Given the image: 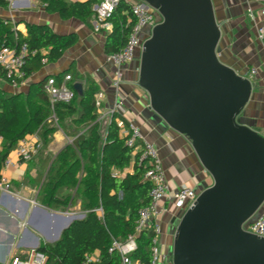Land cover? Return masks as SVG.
Listing matches in <instances>:
<instances>
[{"label": "water", "instance_id": "obj_1", "mask_svg": "<svg viewBox=\"0 0 264 264\" xmlns=\"http://www.w3.org/2000/svg\"><path fill=\"white\" fill-rule=\"evenodd\" d=\"M144 1L161 21L144 42L139 85L213 179L178 224L172 263L264 264V237L244 228L264 203V135L243 121L253 82L220 57L213 0Z\"/></svg>", "mask_w": 264, "mask_h": 264}, {"label": "crops", "instance_id": "obj_2", "mask_svg": "<svg viewBox=\"0 0 264 264\" xmlns=\"http://www.w3.org/2000/svg\"><path fill=\"white\" fill-rule=\"evenodd\" d=\"M213 2L222 30L220 57L241 73L252 67L258 69L255 75L257 77L251 79L254 86L253 95L246 110L247 117L255 121V129L264 135V39L259 36V28L264 23V0ZM47 4L46 0H17L11 6H0V15L11 19L24 36L28 34V24L46 25L57 34L75 35L76 43L56 62L35 68L19 88L15 89L0 80V89H15L17 93L26 91L27 94L33 83L40 82L50 75H57L54 77L61 83L66 74H71L73 79L68 82L70 87L76 82L85 87L88 81H95L99 84V91L104 93L102 108H97L98 120L101 124L106 120L110 122L111 116L107 113L116 102V91L112 86L115 67L107 60L108 54L105 50L107 34L110 31H96L95 14L87 21L76 17L63 19L59 13L48 10ZM148 35L149 30L146 29L142 36L146 38ZM28 66L34 68L36 63L30 60ZM139 72L140 56H137L132 63L124 67L122 92L126 111L122 117L127 124L131 121L138 124L144 137L155 143L167 171L170 190L165 204L170 207V211L163 218L161 236L166 251L169 241H174L176 233L171 232L173 217L177 213L170 199L173 191L183 183L197 188L204 180L207 181L208 187L213 184V179L203 168L189 139L167 126L151 110L149 95L139 85ZM64 123L70 130V119ZM74 139L75 136L69 135L65 127L59 126L53 134V139L49 144L43 145L42 151L31 161L18 162L14 148L8 154L13 163L7 169L0 170V176L4 172L11 180L9 191H0V264L9 263L17 257L25 259L29 251L39 248L41 244L56 242L75 217H85L87 211L83 207L82 198L77 197L66 207H56L42 195L43 186L48 180L57 154ZM3 151L4 139L0 137V155ZM136 159L137 156L133 153L131 164L123 175L133 172ZM70 193L73 196L75 190L62 186L58 194Z\"/></svg>", "mask_w": 264, "mask_h": 264}, {"label": "trees", "instance_id": "obj_3", "mask_svg": "<svg viewBox=\"0 0 264 264\" xmlns=\"http://www.w3.org/2000/svg\"><path fill=\"white\" fill-rule=\"evenodd\" d=\"M46 1L47 9L59 13L63 19L76 17L87 21L95 14L93 6L97 0ZM8 5L7 0H0L1 7ZM109 21L112 28L107 34L105 50L112 54L124 47L133 27L131 2L120 0ZM27 26L28 34L24 36L11 19L0 15V49L4 46L17 48L26 40L32 47L47 50L44 56L29 59L28 63L32 60L36 66L29 68L27 65L28 76L35 68L56 62L77 40L73 34H57L46 25ZM42 57L47 61L43 62ZM53 76L57 75L33 83L25 95L7 94L0 89V137L4 139L0 170L10 151L28 133L39 130L43 145H47L58 127H65L75 139L57 154L42 195L56 207H66L80 197L87 212L84 218L74 220L56 242L41 244L38 250L46 254L45 264H82L85 254L92 251L100 254L97 264H121L120 252L109 249L114 239L126 240L135 233L140 209L150 202L151 184L144 179L145 167L136 159L133 172L123 175L133 159V149L119 135L117 119L123 118L119 113L112 115L106 134H102L95 97L99 92L97 82L88 81L82 93L76 91L71 102L58 101L53 109L45 89L47 80ZM53 112L59 126L47 123ZM67 119L71 121L70 130L64 123ZM115 171L119 174H114ZM62 186L75 190L74 195H59ZM153 236L151 228L136 236L137 248L131 256L142 264H152Z\"/></svg>", "mask_w": 264, "mask_h": 264}, {"label": "built area", "instance_id": "obj_4", "mask_svg": "<svg viewBox=\"0 0 264 264\" xmlns=\"http://www.w3.org/2000/svg\"><path fill=\"white\" fill-rule=\"evenodd\" d=\"M9 5H13L17 0H7ZM120 0H99L94 6L96 31H110L112 24L109 21L114 9ZM264 14V9L262 10ZM158 12L153 9L144 0H134L131 2V17L134 20L133 27L130 31L128 39L124 47L115 53L108 54L107 60L115 67L112 78V86L115 89L116 102L109 109L108 116L114 113L120 115L125 114L124 94L122 92V83L124 80V67L132 63L138 54H141L143 45L148 39L153 28L157 25ZM148 29L149 35L143 38L142 33ZM259 36L264 39V23L259 28ZM44 48L32 47L28 41H23L17 48L4 46L0 49V80L5 81L13 88H19L28 78L27 65L31 57L46 54ZM42 61L47 59L42 57ZM251 75H256L258 69L252 67L248 70ZM72 80V75L67 74L61 83H58L56 77H51L45 84V89L50 97L52 108L58 101L71 102L76 96V90L68 85ZM96 105L98 109L102 108L104 93L99 91L96 94ZM48 122L59 125L58 117L55 112L48 118ZM119 135L125 139L126 145L133 149V153L137 156L138 161L145 167L144 179L151 184L150 202L140 209L139 219L136 225V231L127 237L126 240L114 239L110 247V251H119L121 254V264H142L141 260L131 256L132 252L137 248L136 236L146 228L153 229L154 236L152 238L151 253L152 264H161L167 259V253L161 249L159 243L162 241L163 233L162 221L166 213L170 211V207L165 204L168 198L170 185L167 180V171L163 160L159 155L158 149L154 142L146 139L142 133L141 127L131 121L128 124L123 118L117 119ZM43 148V141L40 131L37 130L31 135L22 137L16 147L14 154L18 162L31 161ZM13 163V159L7 156L3 163V170L7 169ZM118 175L119 172L115 171ZM11 187L10 178L3 172L0 176V191H9ZM200 191L195 186L183 183L178 189L174 190L170 199L173 206L177 210H183L184 213L194 205ZM261 211L244 224V228L254 234L264 237V203ZM261 206V207H262ZM101 211V209H99ZM47 256L44 252L37 248L32 249L25 259L15 258L6 264H45ZM100 261L98 251H92L85 254L82 264H97ZM173 264V263H172Z\"/></svg>", "mask_w": 264, "mask_h": 264}, {"label": "rangeland", "instance_id": "obj_5", "mask_svg": "<svg viewBox=\"0 0 264 264\" xmlns=\"http://www.w3.org/2000/svg\"><path fill=\"white\" fill-rule=\"evenodd\" d=\"M157 17H158V21L160 22V21H161V16L158 14ZM137 56H140V54H138ZM246 76L249 77V78H251V79H255V77H257V76H255V75H251V74H249L248 71H247ZM5 92H6L7 94H17V90H15V89H13V90H11V91H5ZM22 94L25 95V94H26V91L23 92ZM242 117H243V116H242ZM243 121L246 122L247 124H249L250 126H252L253 128H255V121H254V120H251V119H249L247 116H245V117H243ZM108 124H109L108 120H106V122H103V123L101 124V131H102V134H103V135H105V133H106V130H107ZM85 127H86V126H85ZM85 127H84V129H85ZM84 129H82V130H84ZM207 185H208V183H207L206 180L201 181V182L199 183V186L197 187V191L199 192V190H200V191L204 190V189L207 187ZM71 194H72V193H70V195H71ZM262 208H263V206L260 208L259 211H261ZM173 209H174V208H173ZM85 213H86V212H85ZM85 213H84V214H85ZM183 214H184V211H183V210H177V213H176L175 216L173 217L174 222H173V226H172V228H171V232H173V234L175 233V231H176V227L178 226V224H179V222H180L181 217L183 216ZM161 240H162V238H161ZM159 246H160V248H161L162 250L164 249L163 241H161V242L159 243ZM165 252L167 253V259H166L165 261L161 262V264H172V261H173V241H169L168 250H166Z\"/></svg>", "mask_w": 264, "mask_h": 264}]
</instances>
